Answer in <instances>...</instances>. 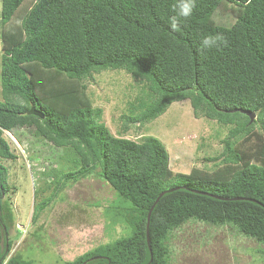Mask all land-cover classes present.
<instances>
[{"label": "trees", "instance_id": "trees-1", "mask_svg": "<svg viewBox=\"0 0 264 264\" xmlns=\"http://www.w3.org/2000/svg\"><path fill=\"white\" fill-rule=\"evenodd\" d=\"M177 3L1 0L0 160L16 159L5 132L25 129L66 151L62 158L73 168L48 172L55 196L35 205L31 221L67 182L91 174L115 192L117 216L128 230L62 264H169L171 234L190 221L226 226L255 241L264 262V0H196L192 15L174 31L170 18L178 15ZM219 10L232 12L230 26L215 24ZM218 33L227 44L202 51L201 40ZM121 71L141 88L132 99L125 95L121 130L113 135L82 82ZM182 101L189 102L194 118L227 129L221 152L209 159L219 160L212 171L173 174L157 138L125 136ZM239 110L254 113V119ZM249 141H255L252 151ZM7 191L0 165V264H34L20 253L10 255L14 217ZM164 191L149 220L151 257L146 217Z\"/></svg>", "mask_w": 264, "mask_h": 264}, {"label": "rangeland", "instance_id": "rangeland-1", "mask_svg": "<svg viewBox=\"0 0 264 264\" xmlns=\"http://www.w3.org/2000/svg\"><path fill=\"white\" fill-rule=\"evenodd\" d=\"M232 16L231 11L219 10L213 18L216 25L230 26L234 22ZM2 53L0 27V71ZM49 76L50 73L45 74L41 80ZM82 83L86 85L85 93L92 106L102 110V122L113 135H118L127 98L132 99L140 85L122 71L94 74ZM74 86L80 90L79 82ZM226 134V127L194 118L189 102L182 101L172 103L164 114L145 127L137 124L131 127L125 136L133 140L147 135L157 138L168 153L172 173L187 174L192 168L206 171L215 168L214 162L219 160L209 159L221 152ZM4 137L16 156L12 161L0 160V165L6 169L5 198L14 217L10 228L13 243L10 255L20 253L34 264H62L128 233L123 228L125 222L117 216L120 210L115 192L91 174L67 182L33 223L35 205H43L45 198L55 196L56 187L48 172L66 173L73 169L72 165L62 158L66 151L33 136L28 130H17L14 135L5 133ZM254 142L250 147L245 144L248 151H252ZM223 167L221 165L220 169ZM169 246V264H264L258 253L259 245L226 226L208 227L201 222H187L172 232Z\"/></svg>", "mask_w": 264, "mask_h": 264}, {"label": "clouds", "instance_id": "clouds-1", "mask_svg": "<svg viewBox=\"0 0 264 264\" xmlns=\"http://www.w3.org/2000/svg\"><path fill=\"white\" fill-rule=\"evenodd\" d=\"M195 6L196 0H178V3L175 5V8L178 9V15L172 16L170 18L172 30H179L180 19H187L188 17H190ZM226 44L227 40L225 36L218 33L215 35H206L200 42V48L203 51Z\"/></svg>", "mask_w": 264, "mask_h": 264}, {"label": "water", "instance_id": "water-1", "mask_svg": "<svg viewBox=\"0 0 264 264\" xmlns=\"http://www.w3.org/2000/svg\"><path fill=\"white\" fill-rule=\"evenodd\" d=\"M239 111H240L241 113L247 115V116L249 117L250 121H252V120L254 119V113H252V112H247V111H242V110H239ZM30 113H31L32 115H35V116L40 117L41 119L44 118L43 113H41V112H39V111H36V110H34L33 108L30 109ZM169 191H172V190H169ZM165 192H168V191H164V192H162V193H160V194L158 195V197H157L156 200L154 201L153 205L150 207V209H149V211H148V213H147V217H146V240H147L148 250H149V253H150V256H151V257H152V255H151V248H150V245H149V243H148V229H149L150 215H151V212H152L154 206L158 203L159 199L162 197V195H163ZM208 195H209V196H212V197H214V198H219V197H216V196H213V195H210V194H208ZM233 200H234V199H233Z\"/></svg>", "mask_w": 264, "mask_h": 264}, {"label": "bare ground", "instance_id": "bare-ground-1", "mask_svg": "<svg viewBox=\"0 0 264 264\" xmlns=\"http://www.w3.org/2000/svg\"><path fill=\"white\" fill-rule=\"evenodd\" d=\"M130 129V128H129Z\"/></svg>", "mask_w": 264, "mask_h": 264}]
</instances>
